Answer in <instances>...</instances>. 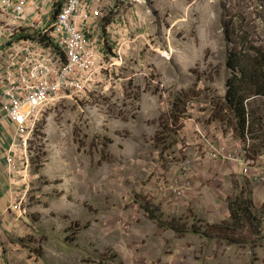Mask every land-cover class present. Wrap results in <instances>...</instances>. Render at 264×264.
<instances>
[{"label":"rangeland","instance_id":"obj_1","mask_svg":"<svg viewBox=\"0 0 264 264\" xmlns=\"http://www.w3.org/2000/svg\"><path fill=\"white\" fill-rule=\"evenodd\" d=\"M116 2L132 13L129 44L112 39L87 91L44 108L25 219L0 239V264H264V183L203 138L264 160V98L247 103L245 140L216 110L228 53L246 51L243 68L264 55V0ZM231 204L251 218L234 223Z\"/></svg>","mask_w":264,"mask_h":264},{"label":"built area","instance_id":"obj_2","mask_svg":"<svg viewBox=\"0 0 264 264\" xmlns=\"http://www.w3.org/2000/svg\"><path fill=\"white\" fill-rule=\"evenodd\" d=\"M91 1L65 0L53 19L49 14L28 17L25 0H0L6 20L0 27V123L10 122L14 130L8 156L12 174L23 172L29 179L33 164L29 142L44 108L64 92L85 93L97 74L106 69V59H111L106 47L119 23L114 20L109 25L106 19L116 0H105L94 10ZM37 35L43 40L33 38ZM25 107L28 110L22 112ZM203 138L211 157L222 156L237 164L252 183H264V160L251 157L248 145L225 154L224 148L217 151L207 136ZM181 189L174 190L181 194ZM21 202L15 208L23 215Z\"/></svg>","mask_w":264,"mask_h":264},{"label":"crops","instance_id":"obj_3","mask_svg":"<svg viewBox=\"0 0 264 264\" xmlns=\"http://www.w3.org/2000/svg\"><path fill=\"white\" fill-rule=\"evenodd\" d=\"M52 0H25L26 14L30 18H34L37 15L49 14L54 19V5L51 4ZM55 0L54 4L56 3ZM105 0H92L90 3L91 10L96 9L99 5L103 4ZM63 6V5H62ZM115 8L112 14L106 19V23L110 25V22L118 24L115 25L114 35L112 37L113 42L115 38L121 42V44L127 47L129 44L130 34L129 26L131 24L132 13L131 11L118 10L117 2L114 4ZM5 19L4 15H2ZM56 18V17H55ZM110 45V44H109ZM111 46V45H110ZM14 136V130L10 122L0 123V239L4 240L7 236H11L13 232H16L17 227H20L22 220L25 219L19 211L16 210V205L26 195V188L30 186L31 174L29 179L24 177V173L20 175L12 174L9 171L8 156L10 154V145L12 144ZM20 152V150H19ZM22 160V156L19 157V161ZM22 164V163H20ZM21 167V166H20ZM239 167V166H238ZM23 170V168L21 167ZM21 170V171H22ZM29 184V186H28ZM256 184V183H255Z\"/></svg>","mask_w":264,"mask_h":264},{"label":"trees","instance_id":"obj_4","mask_svg":"<svg viewBox=\"0 0 264 264\" xmlns=\"http://www.w3.org/2000/svg\"><path fill=\"white\" fill-rule=\"evenodd\" d=\"M64 2L65 0H58L54 4V18L61 10ZM33 38L43 40L40 35ZM252 50L254 51L255 59L252 60V63L249 61L250 66L248 68L240 67L242 61L245 63L242 54H248L246 51L235 50L232 53H228L227 66L232 75L226 82L224 101L220 104L221 107H217L216 109L224 116L232 117L235 131L241 140L246 139L248 135L247 131L250 128V118L252 115H250L247 108L249 99L253 96L264 98V55L262 49L253 48ZM229 209L231 218L236 224L243 222L244 219H250L252 216L248 209L234 211L232 204Z\"/></svg>","mask_w":264,"mask_h":264}]
</instances>
